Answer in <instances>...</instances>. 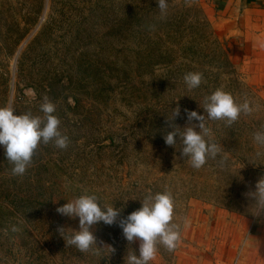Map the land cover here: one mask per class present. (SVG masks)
Instances as JSON below:
<instances>
[{
    "label": "rangeland",
    "instance_id": "rangeland-1",
    "mask_svg": "<svg viewBox=\"0 0 264 264\" xmlns=\"http://www.w3.org/2000/svg\"><path fill=\"white\" fill-rule=\"evenodd\" d=\"M168 3L161 20L157 0H0V107L11 104L14 114L43 115L39 105L47 95L70 139L65 150L41 144L22 177L11 175L0 146V264H125L128 243L118 235L105 238L102 221L90 230L98 247L114 252L105 247L93 255L65 246L58 229L78 231L79 218L56 209L87 193L97 195L102 207L122 208L126 217L141 207L146 193L165 189L174 196L175 218L188 217L190 226L174 251L162 246L165 251L158 250L150 264H264V217L189 197L190 189L218 186L212 173L221 168L209 159L193 169L180 155L179 139L173 147L163 138L177 104L181 114L173 122L180 127L188 124L184 109L206 115L200 106L213 92L214 79L207 49L196 61L175 53L189 41L190 27L201 25L225 47L241 84L226 92L237 102L247 96L261 106L242 115L231 131L219 129L222 121L207 122L226 151L228 167L253 171L247 179L255 190L264 174V157H255L252 141L264 128V49L255 46V38L264 37V14L239 10L223 16L203 0ZM196 71L204 80L191 91L183 76ZM222 180L238 185L230 177ZM12 225L20 231L12 233ZM244 239L248 246L241 252ZM131 244L139 252V241Z\"/></svg>",
    "mask_w": 264,
    "mask_h": 264
},
{
    "label": "clouds",
    "instance_id": "clouds-1",
    "mask_svg": "<svg viewBox=\"0 0 264 264\" xmlns=\"http://www.w3.org/2000/svg\"><path fill=\"white\" fill-rule=\"evenodd\" d=\"M190 3V0H186ZM160 19L167 18L168 0H157ZM255 46L264 49V37L255 38ZM203 73L187 72L183 81L188 90L198 88L203 82ZM28 95L36 98L35 90L29 89ZM206 115L196 111L184 109L188 124L181 128L173 121L180 116L181 109L177 104L171 108L170 116L166 118L171 131L164 135L165 144L173 146L179 139L181 143L180 155L186 158L193 169L202 168L209 159L217 161L218 167L226 169L229 162L221 143L216 142L208 121H222L225 127L231 128L242 115L251 116L260 109L247 96L242 102L223 88H217L211 94L205 95L200 106ZM43 115H33L31 112L14 114L16 111L11 104L0 107V146H3L6 160L12 165L11 175L22 177L31 166L33 156L41 144L52 143L56 148L65 150L70 144L68 135L60 130L61 120L55 115L57 105L47 95L42 97L39 105ZM197 121L198 123H193ZM252 141L256 147L255 157H264V128L252 134ZM251 201L254 217H264V176L255 184V190L245 194ZM141 200V207L126 217L121 216L122 208L113 205L101 206L95 194H81L56 209L57 213L69 218H79V230L64 233V228L58 229L65 246L75 247L79 253L99 255L107 247L108 254L115 251L108 245L97 246V238L90 230L94 225L103 222L106 225L118 224L122 235L129 244L139 241V254L131 250L127 252L125 264H150L158 254L159 246L167 251H174L182 243V232L190 226V219L186 216L175 218V200L172 192L165 189L160 192H148ZM119 218V219H118ZM12 233L20 228L12 225ZM9 229H5L7 236ZM103 244V242H100ZM248 246V240L241 244V252ZM258 254L259 244L256 241Z\"/></svg>",
    "mask_w": 264,
    "mask_h": 264
},
{
    "label": "trees",
    "instance_id": "trees-1",
    "mask_svg": "<svg viewBox=\"0 0 264 264\" xmlns=\"http://www.w3.org/2000/svg\"><path fill=\"white\" fill-rule=\"evenodd\" d=\"M203 26H207V24L203 22ZM190 30L191 33L189 34V41L186 43V45L181 46V51H175V53L177 54L179 52L180 58L186 57L189 58V61H196V59L198 58V53L203 49H207V51L205 52L206 53L205 56L207 55L212 60L211 77L214 78L212 81H210V84H212V91L216 90L217 88H223L225 91H236L235 86L236 85L241 86V84L237 81L235 68L227 55V51L225 47L222 46L221 43L218 42L217 40L212 39V34L210 32V29L208 30L203 29L201 25H198V29L197 27H190ZM196 34L202 37L204 45H202V43L200 42H197L194 36ZM21 38L19 37L17 39V43L18 40H20ZM169 48L170 47H166L167 50H169ZM158 64L161 66L164 65L165 63H158ZM163 67H165V65ZM184 86L186 87L185 84ZM46 87L50 88L49 85H46L43 88ZM198 88L193 89L191 91L194 90L197 91ZM76 104L79 105L80 101H76ZM221 128L228 131L232 130V127L231 128L225 127L224 123L220 125L219 129ZM236 130L239 131V127ZM163 132L166 131L163 130ZM111 142L113 141L111 140ZM249 172H253V171L251 170L249 171L244 168H236V167L232 169L231 167H227L226 169H221V173L213 172L212 175L216 178L215 182L218 183V186L208 185L206 188L198 191V193H196L197 191L190 189V193H188V196L194 197L196 195L206 200H212L213 202H216L217 204L222 205L223 207L232 209L237 212H241L242 210L241 213L244 212V213H248V215L250 216H253L250 213L252 211V207H251L252 201L245 195L249 191H254L248 188L249 183H248L247 175ZM217 174L220 176V178L216 176ZM261 176H264V174L261 173ZM222 177H224L226 180L228 177H230L231 180L237 182L238 185L237 184L235 185V183L233 182H228V181L224 182L222 180ZM242 184L245 185L241 186ZM217 197L222 200L221 203L214 201L213 198H217ZM255 218L259 219L260 217H255ZM103 225L104 227L101 230L106 234L105 238L112 235H118L116 237L117 240L121 238L123 240L122 242H127L128 243L127 246L130 247L133 251H135L137 255L139 254L137 248L132 246V244H129V242L126 241L123 235H120L122 234V229L118 226V224H113L109 226L103 223ZM108 240L111 241L112 238L110 237ZM158 250H160V252L165 251V249L162 246H159Z\"/></svg>",
    "mask_w": 264,
    "mask_h": 264
},
{
    "label": "crops",
    "instance_id": "crops-1",
    "mask_svg": "<svg viewBox=\"0 0 264 264\" xmlns=\"http://www.w3.org/2000/svg\"><path fill=\"white\" fill-rule=\"evenodd\" d=\"M211 11L223 16H232L241 10L243 13L264 14V0H203Z\"/></svg>",
    "mask_w": 264,
    "mask_h": 264
}]
</instances>
